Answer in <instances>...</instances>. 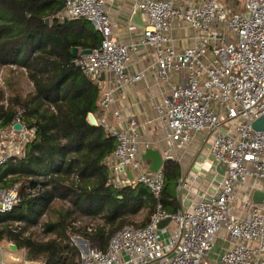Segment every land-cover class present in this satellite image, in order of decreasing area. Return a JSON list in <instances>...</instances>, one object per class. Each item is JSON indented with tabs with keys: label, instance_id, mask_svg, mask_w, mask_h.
Masks as SVG:
<instances>
[{
	"label": "built area",
	"instance_id": "built-area-1",
	"mask_svg": "<svg viewBox=\"0 0 264 264\" xmlns=\"http://www.w3.org/2000/svg\"><path fill=\"white\" fill-rule=\"evenodd\" d=\"M132 2L133 8L147 18L140 44L152 48L157 78L168 80L171 72L186 74L183 83H170L164 108H156L168 149L183 147L194 133H213L210 152L215 160L226 164V170L215 196L201 198L174 213L163 211L161 169L141 170L133 122L118 132L107 127L105 114L112 102V92H103L97 103L100 115L94 119L115 138L112 157L131 174V180L125 174L113 178L111 166L110 182L115 187L130 182L144 185L156 206L146 225H126L116 230L105 250L90 247L87 240L76 237L86 248L83 263L264 264V203L241 201L240 210L245 214L233 213L236 184L258 179L264 193V131L252 127L253 121L264 116V0H244L243 9L238 11H230L218 0H201L197 5L180 0ZM60 17L85 19L101 36L98 47L90 54L72 60L85 76L96 80L110 72L117 87L143 78V72L126 74V64L135 46L120 44L112 38L104 0H65ZM174 18L185 21L194 31L195 44L179 51L171 46L169 30ZM115 115L118 117L117 112ZM230 122L235 126L225 128ZM16 133L19 131L12 127L0 128V166L22 153L25 132L19 136L21 147L1 150L16 143ZM18 202V185L0 186V214L10 213ZM165 218L169 221L159 228L157 224ZM85 229L88 233L93 231L90 227ZM220 232L228 246L215 260L207 259ZM4 242L9 249L10 242L0 241V264H7Z\"/></svg>",
	"mask_w": 264,
	"mask_h": 264
},
{
	"label": "trees",
	"instance_id": "trees-1",
	"mask_svg": "<svg viewBox=\"0 0 264 264\" xmlns=\"http://www.w3.org/2000/svg\"><path fill=\"white\" fill-rule=\"evenodd\" d=\"M64 4L65 0H0V66L24 73L32 85L25 95L13 93L7 77L10 95L5 99L0 88V128H10L18 119L27 135L21 155L0 166V186L18 185L19 195L13 210L0 214V241L24 248L27 260L43 264H79V252L70 244L72 234L81 233L90 247L105 250L109 237L131 224L130 217L146 209L148 217L140 225L144 226L156 206L144 185L115 187L110 182L108 160L116 140L103 125L86 120L98 110L99 88L72 64L70 53L73 47L95 49L101 36L86 30L85 19L61 18ZM161 173L162 210L176 212L172 194L178 166L166 160ZM47 211L55 213L56 220L43 224L44 232L56 238L44 243L24 238L25 229ZM75 216L100 217L104 225L88 233L85 227L75 228Z\"/></svg>",
	"mask_w": 264,
	"mask_h": 264
},
{
	"label": "crops",
	"instance_id": "crops-1",
	"mask_svg": "<svg viewBox=\"0 0 264 264\" xmlns=\"http://www.w3.org/2000/svg\"><path fill=\"white\" fill-rule=\"evenodd\" d=\"M104 1L110 17L112 38L120 44L135 46L126 64V74L130 76L138 72H143L144 74L143 78L120 87L116 86L115 76L110 72L101 74L96 78L95 82L100 94L99 99L103 92L107 90L112 92V102L105 114L107 127L118 132L127 129L131 122L134 123L139 146V162L143 172H150V160H142V155L146 148L158 150L164 160L167 156H171V158L166 160L176 163L179 169V179L172 194L178 203L177 210L189 208L201 198L215 196L220 190L226 168L223 163L215 160L210 152L211 140L214 134L194 133L189 143L183 147H173L169 150L168 143L164 137L161 119L156 111L157 107L164 108V101L170 94L171 84L185 81V72H171L168 80L157 78L154 69L155 57L153 50L149 46L140 44L143 29L147 26L145 14L141 10L133 8L132 0ZM180 1L197 5L201 0ZM226 6L230 11L243 9V6L240 9H234L228 4ZM88 24L89 22L86 24V30L96 31L94 25ZM132 26L134 29H130ZM169 38L171 46L178 51L190 47L196 42L194 31L185 21L176 18L171 20ZM115 112H117L118 117ZM92 115L97 117L100 115V111L97 110ZM234 126L230 122L225 125V128L229 127L231 129ZM23 132L24 129L15 134L16 143L12 142V144H8L2 150L9 151L10 148L13 150L20 146L19 136L23 135ZM16 155L20 156V154ZM108 162L114 168L113 178L122 177L125 171H129L124 169L121 171L112 156ZM128 179L131 180V177H128ZM234 188L237 200L235 202L236 205L233 206L235 207L233 208V213L244 215L245 211L240 210L241 201H252V193L255 190H261V182L258 179H250L246 183L236 184ZM223 236L224 241H227L224 234Z\"/></svg>",
	"mask_w": 264,
	"mask_h": 264
},
{
	"label": "rangeland",
	"instance_id": "rangeland-1",
	"mask_svg": "<svg viewBox=\"0 0 264 264\" xmlns=\"http://www.w3.org/2000/svg\"><path fill=\"white\" fill-rule=\"evenodd\" d=\"M222 5L227 7L226 5L228 4L229 6L234 7V9H240L241 6H243L244 0H218ZM228 8V7H227ZM229 9V8H228ZM88 25H93L91 22H89ZM12 70V71H11ZM13 67H1L0 66V88L4 92V99L10 95V92L7 90V86L4 83L5 79L7 77L11 78V83H12V89L13 93H22L25 95L27 92L32 90V85L31 82L26 78L25 74L22 73H17L14 71ZM21 72V71H20ZM233 123V122H232ZM7 140H4L6 143ZM7 145V144H6ZM4 149V147L1 148V150ZM57 206H62V208H65L68 206L67 204H60V203H55V207ZM147 211L146 209H142L137 215L130 217L131 219V224H125L126 225H132V226H140L142 223L145 222L147 219ZM76 220L74 222L75 228L78 227H90L92 230H95V228L104 225V222L102 218L100 217H84V216H75ZM56 220V214L47 211L45 212L39 219L38 223L36 225H33L31 227H28L25 229L23 232V237L24 238H29L30 240H33L34 242L37 243H44L47 242L51 239L56 238L55 234L53 232L50 233H45L43 224L46 222H53ZM15 226H19L20 228L23 227V224H18L14 223ZM18 227V228H19ZM106 230L109 228V226L105 227ZM76 237L83 238L86 240V237H84L81 233H75L70 236V244L74 248L77 249L79 252V264H84V256H85V250L84 247L80 245L79 241L76 240ZM227 241H224V236L223 233H218V235L215 237V240L213 242V245L211 247V252L208 254L207 259L210 260H215V257L221 250L226 246ZM2 246L7 250L4 252V260L7 262V264H29V263H36V264H43V261H30L27 260L26 258V250L24 248H17L15 250H10L7 249V245L4 242Z\"/></svg>",
	"mask_w": 264,
	"mask_h": 264
},
{
	"label": "water",
	"instance_id": "water-1",
	"mask_svg": "<svg viewBox=\"0 0 264 264\" xmlns=\"http://www.w3.org/2000/svg\"><path fill=\"white\" fill-rule=\"evenodd\" d=\"M244 16L247 17L248 13H244ZM49 19L46 18L45 19V23L48 24ZM92 51V49H78L76 47H73L70 49V53L71 56L73 58H75L78 55H86V54H90ZM86 120L88 121L89 124L91 125H97L94 116L92 115V113H89L86 117ZM252 127L255 130H259V131H264V116L259 117L258 119H256L255 121H253L252 123ZM13 130L15 131H22L23 130V126L21 123L19 122H15L12 125ZM169 159V158H166ZM165 159V160H166ZM142 160H150V165H149V171L150 172H157L158 170L161 169V167L163 166L165 160L162 158L160 152L158 150H153L151 148H146L144 150V154L142 155ZM224 164V163H223ZM225 168H226V164ZM120 168L121 171H123V168L121 166H118ZM125 174L130 178L131 174L129 171H125ZM252 202L254 203H264V193L261 190H255L252 193ZM169 221V218H165L161 221H159V223L157 224V226L159 228L163 227L167 222ZM8 248L10 250H15L16 249V245L12 244V243H8ZM84 250L86 251V248L84 247ZM29 264H36V263H29Z\"/></svg>",
	"mask_w": 264,
	"mask_h": 264
}]
</instances>
